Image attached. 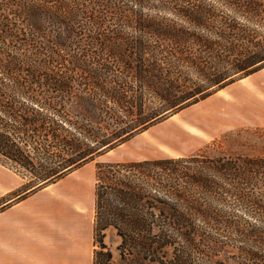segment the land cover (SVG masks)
Returning <instances> with one entry per match:
<instances>
[{
    "label": "trees",
    "instance_id": "obj_1",
    "mask_svg": "<svg viewBox=\"0 0 264 264\" xmlns=\"http://www.w3.org/2000/svg\"><path fill=\"white\" fill-rule=\"evenodd\" d=\"M218 1L240 14L259 15L264 5ZM147 4L157 3L0 0V162L32 169L26 194L122 145L169 110L264 68L258 32L204 0H161L181 23L148 14ZM155 39L173 41L169 51L181 55L178 61L158 59L164 47ZM183 68L202 82L172 78ZM147 92L162 101L148 114ZM59 148L67 158L56 164ZM95 194L94 264H113L109 231L120 239L123 264H264V155L199 152L97 163Z\"/></svg>",
    "mask_w": 264,
    "mask_h": 264
},
{
    "label": "crops",
    "instance_id": "obj_2",
    "mask_svg": "<svg viewBox=\"0 0 264 264\" xmlns=\"http://www.w3.org/2000/svg\"><path fill=\"white\" fill-rule=\"evenodd\" d=\"M212 98V114L188 121L189 127L183 123L191 113L183 123H158L123 143L135 141L129 149L139 157L128 161L190 156L221 131L264 128V68L202 102ZM148 138L168 147L138 145ZM122 145L32 194H26L20 176L0 163V264H94L97 163Z\"/></svg>",
    "mask_w": 264,
    "mask_h": 264
},
{
    "label": "rangeland",
    "instance_id": "obj_3",
    "mask_svg": "<svg viewBox=\"0 0 264 264\" xmlns=\"http://www.w3.org/2000/svg\"><path fill=\"white\" fill-rule=\"evenodd\" d=\"M153 2L157 4H147V7L145 8V12L148 14L158 17L160 19H163L169 23V20H175L179 23H181V19L175 15L171 9H169V6L171 8L170 4H159L161 0H152ZM165 1V0H162ZM206 4H210L211 6H214L217 11L222 16H231L233 20H236L242 25L249 26L250 29L256 30L258 32V40L264 41V5L263 10L259 15L254 14H240L232 11L231 9L227 8L225 5H222L224 3H221L218 0H204ZM166 6V7H163ZM114 11V10H111ZM111 13V12H110ZM113 23V21H111ZM213 41H220L216 37L210 38ZM151 42L155 45H160L164 47V53L161 55H158V59L164 60L166 62L174 61L177 62L178 58L181 57L180 54L172 55L169 51V49L172 46H175L173 41L169 40H151ZM188 45L191 46L193 49V54L196 56V48L198 47L197 42L191 40L188 42ZM192 54V55H193ZM209 60H214L213 56L207 57ZM182 72L180 74L173 73L172 78H177L178 76H181V81L186 82L187 85H191V81L201 83L202 79H199V75L197 72L193 69L189 68H183L181 70ZM214 95V94H213ZM212 96V95H211ZM171 99V98H170ZM146 100V114L152 112V110H155L159 108L162 105V101L160 98H158L156 95L152 94L151 92H147L145 95ZM171 100H169V109L171 106L170 103ZM214 99L212 98L208 102H202L196 103L194 105H191L183 110H180L177 113H174L172 110H169V114L164 116L160 122L165 124L166 121H176L177 123H180L181 119H184V116L187 113H191L189 117H185L187 123H183L185 126L189 127L188 121L192 122H198V119L200 116H203V114H212L213 109L215 108ZM220 105V104H218ZM75 107V106H74ZM219 107V106H218ZM125 114V113H123ZM176 114V116H175ZM173 115L175 117H173ZM125 116V115H123ZM139 116L134 115L131 116L125 121L132 122L135 121ZM177 119L179 121H177ZM76 120V119H75ZM111 122V121H110ZM155 124V125H156ZM125 126V123L120 124H113V126H110L109 130H104L101 132L102 134H110L114 130H118L120 127ZM194 132H198L196 129H192ZM77 137H80V134L76 133ZM145 136V135H144ZM135 141H131L129 143H126L121 146L120 152L114 151L111 152L101 158L98 159L99 163H111V162H117V161H128V160H135L139 156H133L131 154V150L129 149L131 146H133ZM138 145H143V148L145 150H150V148L158 149V148H166L168 147V144L166 142H158L156 139H146L145 142H142ZM140 147V146H139ZM140 149V148H139ZM204 152L208 155H219L221 153H227V154H233V153H246V154H252V155H264V128L261 127H248V128H241V129H231V130H225L219 132L216 137L209 138L206 140L205 144L197 151V153ZM56 157L54 161H56V164H59L60 159L67 158V154L63 152L62 148H59L56 150ZM61 155V157H60ZM51 159H46L45 156H42V161L46 166H52L53 163L50 161ZM3 164L2 162H0ZM5 167L11 169L14 173H16L18 176H20L24 181L23 188L26 190L30 183L33 182L34 174L31 173V168H25L19 164L10 163L3 164ZM120 242V239L117 237L114 231H110L106 238V243L108 244L109 248L113 252V264H123V262L120 259L119 252L117 250V246ZM97 250L99 249V246L97 244ZM131 264H142L140 262H133Z\"/></svg>",
    "mask_w": 264,
    "mask_h": 264
},
{
    "label": "bare ground",
    "instance_id": "obj_4",
    "mask_svg": "<svg viewBox=\"0 0 264 264\" xmlns=\"http://www.w3.org/2000/svg\"><path fill=\"white\" fill-rule=\"evenodd\" d=\"M176 116V115H175ZM175 116H173V117H175ZM177 121H179L178 119H177ZM183 122V120L181 119V121H180V123H182Z\"/></svg>",
    "mask_w": 264,
    "mask_h": 264
}]
</instances>
